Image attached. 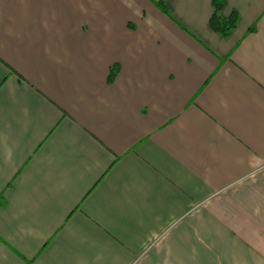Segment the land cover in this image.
<instances>
[{"label":"crops","instance_id":"obj_1","mask_svg":"<svg viewBox=\"0 0 264 264\" xmlns=\"http://www.w3.org/2000/svg\"><path fill=\"white\" fill-rule=\"evenodd\" d=\"M160 1L0 0V264H264V0Z\"/></svg>","mask_w":264,"mask_h":264},{"label":"trees","instance_id":"obj_2","mask_svg":"<svg viewBox=\"0 0 264 264\" xmlns=\"http://www.w3.org/2000/svg\"><path fill=\"white\" fill-rule=\"evenodd\" d=\"M167 0H161L157 5L161 10L169 15L168 8L166 6ZM227 4L225 0H214L213 8L214 12L210 20V26L213 31L219 34L221 37H229L232 32L237 28L239 23V17L236 13H233L229 18H224L222 16L223 11L225 10ZM115 77L114 71L111 73V80Z\"/></svg>","mask_w":264,"mask_h":264}]
</instances>
